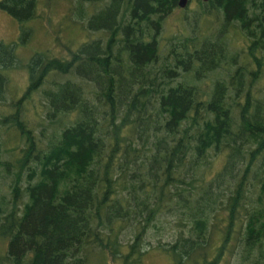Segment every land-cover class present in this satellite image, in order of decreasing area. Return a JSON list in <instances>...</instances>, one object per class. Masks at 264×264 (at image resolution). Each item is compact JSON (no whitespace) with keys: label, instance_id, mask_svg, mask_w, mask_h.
<instances>
[{"label":"trees","instance_id":"1","mask_svg":"<svg viewBox=\"0 0 264 264\" xmlns=\"http://www.w3.org/2000/svg\"><path fill=\"white\" fill-rule=\"evenodd\" d=\"M36 1L0 7L22 22ZM81 1L88 28L104 34L64 45L68 57L35 53L29 83L1 118L29 144L0 204V264H92L95 252L142 264L153 246L173 264H264V0H195L204 18L216 11V31L192 25L164 56L158 35L177 0ZM229 26L243 52L224 38ZM13 63L0 41V68ZM95 67L105 85L87 91ZM47 77L43 147L23 114ZM4 88L0 70V98ZM165 214L171 240L144 248Z\"/></svg>","mask_w":264,"mask_h":264},{"label":"rangeland","instance_id":"2","mask_svg":"<svg viewBox=\"0 0 264 264\" xmlns=\"http://www.w3.org/2000/svg\"><path fill=\"white\" fill-rule=\"evenodd\" d=\"M35 6V15L20 22L9 12L0 7V41L12 47L14 52V63L9 67L0 68L5 75V88L0 98V140H1V156H0V201L1 205L6 204L10 199L11 185L15 179V173L18 171L21 160L26 153L29 141L25 134H22L11 123H4L1 118L5 113L10 111L12 107L8 104L13 99H16L26 88L29 83V71L27 63L29 59L37 52L43 51L51 55L60 57H68L70 50L64 45H69L71 49H77L79 45L88 40L89 36H96L100 31L91 30L88 28V21L82 17L83 9L76 8L83 2L81 0H37ZM92 12L95 3L84 2ZM218 17L216 11L212 10L208 16H201L197 1L189 0L186 6L177 5L172 11L166 15L161 23L160 33L158 35L160 41V56H164L171 45L178 39L191 32L192 25H196L199 29L205 32L207 28L213 33L218 25ZM200 25V26H199ZM25 28L27 32L22 35V30ZM200 29V30H201ZM237 26H229L226 30L224 38L228 41L230 48L234 51L243 52L246 48L242 36L237 33ZM100 31V32H99ZM212 33V34H213ZM23 36V38H21ZM95 38V37H94ZM49 51V52H48ZM162 60V59H161ZM160 63H157V66ZM95 75L93 80H88L85 83L86 90L102 89V78L98 80V67H95ZM71 77V76H70ZM212 75L206 77L208 83H203L209 86ZM66 76L56 78L63 81ZM74 80H80L79 77L72 76ZM183 79V77H181ZM50 77L45 81L25 100L26 108L23 117L27 119V124L32 127L36 146H45L46 138L50 131L47 126L48 118L44 110L45 103L48 102L45 97V88L49 84ZM174 82V81H173ZM105 82H103V87ZM93 102L99 105V101L94 97ZM8 102V103H7ZM70 113L67 116H73ZM66 116V117H67ZM60 123V121H58ZM64 122V120H63ZM44 125L46 128H44ZM43 129V133H41ZM26 166L18 175L21 177L22 185L26 180L28 172ZM17 175V173H16ZM172 216L169 214L160 215L155 221V225L149 228L145 237L144 248L148 244L156 245L160 241L171 240V234L174 233L176 227L172 225ZM98 253H93L92 264H122L120 261L114 262L107 257L99 258ZM142 264H173L172 258L168 250L153 246L143 255Z\"/></svg>","mask_w":264,"mask_h":264},{"label":"water","instance_id":"3","mask_svg":"<svg viewBox=\"0 0 264 264\" xmlns=\"http://www.w3.org/2000/svg\"><path fill=\"white\" fill-rule=\"evenodd\" d=\"M204 1H206V0H204ZM188 2H189V0H177V4L179 6H182V7L187 5Z\"/></svg>","mask_w":264,"mask_h":264}]
</instances>
